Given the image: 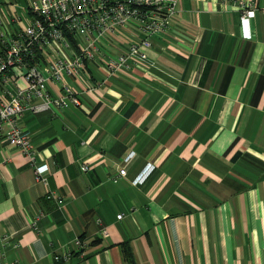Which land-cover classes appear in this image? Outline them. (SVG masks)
<instances>
[{
	"label": "crops",
	"instance_id": "1",
	"mask_svg": "<svg viewBox=\"0 0 264 264\" xmlns=\"http://www.w3.org/2000/svg\"><path fill=\"white\" fill-rule=\"evenodd\" d=\"M31 1L0 0V34L29 22ZM239 1L264 6L179 0L136 66L85 92L103 75L89 62L69 80L79 105L23 114L48 171L37 180L0 140L4 264H264V14L245 37ZM116 39L138 40L129 28ZM74 237L87 245L74 250Z\"/></svg>",
	"mask_w": 264,
	"mask_h": 264
},
{
	"label": "built area",
	"instance_id": "2",
	"mask_svg": "<svg viewBox=\"0 0 264 264\" xmlns=\"http://www.w3.org/2000/svg\"><path fill=\"white\" fill-rule=\"evenodd\" d=\"M178 4L179 0H32L29 22L13 34H0V140L28 157L37 180L46 182L48 166L36 162L30 135L20 124L23 114L79 105L69 80L79 78L89 62L98 65L103 75L97 83L84 85L85 92H93L108 77L136 66L137 59L146 57L141 49L151 44V36L171 24ZM238 7L242 32L250 37V20L258 10L264 14V6L239 1ZM121 28H129L138 40L114 51ZM17 78L25 84H14ZM153 168L151 164L143 169L133 182L142 183ZM81 169L87 166L82 164ZM125 173L120 168L112 180ZM47 197L58 204L63 202L57 193L49 192ZM36 221L30 226L38 229ZM5 240L7 236L0 235V243ZM71 243L74 250L87 245L80 237ZM70 253L53 258L68 259ZM0 264H4L1 251Z\"/></svg>",
	"mask_w": 264,
	"mask_h": 264
},
{
	"label": "rangeland",
	"instance_id": "3",
	"mask_svg": "<svg viewBox=\"0 0 264 264\" xmlns=\"http://www.w3.org/2000/svg\"><path fill=\"white\" fill-rule=\"evenodd\" d=\"M106 41V40H105ZM116 48H113V50L114 51H117L118 50V48H119V46L117 45V46H115ZM72 79V78H71ZM14 84H18L16 81H15V83Z\"/></svg>",
	"mask_w": 264,
	"mask_h": 264
},
{
	"label": "trees",
	"instance_id": "4",
	"mask_svg": "<svg viewBox=\"0 0 264 264\" xmlns=\"http://www.w3.org/2000/svg\"><path fill=\"white\" fill-rule=\"evenodd\" d=\"M124 250H125L126 254H130V251L128 250V248H125Z\"/></svg>",
	"mask_w": 264,
	"mask_h": 264
}]
</instances>
